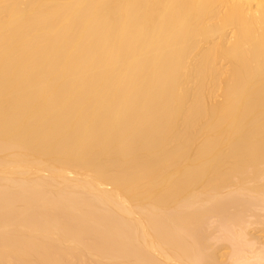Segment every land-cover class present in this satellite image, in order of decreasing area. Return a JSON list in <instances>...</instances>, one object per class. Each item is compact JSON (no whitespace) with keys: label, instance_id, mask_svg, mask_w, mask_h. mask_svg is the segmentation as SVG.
<instances>
[{"label":"bare ground","instance_id":"bare-ground-1","mask_svg":"<svg viewBox=\"0 0 264 264\" xmlns=\"http://www.w3.org/2000/svg\"><path fill=\"white\" fill-rule=\"evenodd\" d=\"M259 200L264 0H0V264L262 263Z\"/></svg>","mask_w":264,"mask_h":264},{"label":"rangeland","instance_id":"rangeland-1","mask_svg":"<svg viewBox=\"0 0 264 264\" xmlns=\"http://www.w3.org/2000/svg\"><path fill=\"white\" fill-rule=\"evenodd\" d=\"M230 193H232V192H230ZM230 193H228V194L225 195V196H227V198L224 196V197L226 198V202H227L228 200H234V199H235V203H234L233 205H235V206H234L235 208H238L240 205H238L237 203H241V202H239V201H240V198H239V197H241V201H242V203H243V201H245V197H246V196L244 195V197H243L241 194L234 193V192H233V193H234L233 195L230 194ZM229 195H230V197H229ZM234 195H235V196H234ZM240 195H241V196H240ZM224 197H223V198H224ZM248 197H249V196H248ZM248 197L246 198V201L248 200ZM249 198H251V197H249ZM227 199H228V200H227ZM243 199H244V200H243ZM254 199L256 200V198H254ZM223 200L225 201V199H223ZM251 200H253V198L250 199L249 201H251ZM255 200H254V201H255ZM246 201H245V202H246ZM249 201H248V202H249ZM222 202H223V201H222ZM228 202H229V201H228ZM248 202H247V203H248ZM260 202H261V200L257 201L258 205L261 206V208H264V206L261 205L262 203H264V201H262L261 203H260ZM231 203H232V201H231ZM231 203H229V204H231ZM242 203H241V206L243 205ZM229 204H227V205H229ZM244 204H246V203H244ZM248 204H250V202H249ZM253 204H254V203H253ZM233 205H229V206H230V209H229V207H227V208L229 209V212H231V213H230L231 215H233V213H234L233 210L236 211V209H233ZM250 205H251V204H250ZM241 206H240V207H241ZM240 207H239V210L241 209ZM245 207H248V206H247V205H246V206H243V207H242L243 210L241 209V210L244 211V212H245V210H244ZM227 208H226V209H227ZM250 208H252V207L250 206ZM230 210H231V211H230ZM247 210H248V209H247ZM247 210H246V211H247ZM253 210H254V206H253V208H252L251 210L249 209L248 211L251 212V211H253ZM257 210H258V208H257ZM257 210H256V211H257ZM254 211H255V210H254ZM225 212L227 213L228 210H227V211L225 210L224 213L220 214V215H221V218L219 217V219H224V221H225V222H223L224 224L226 223L227 219H229V218H225V216H226V215H225ZM250 212H249V214H250ZM257 212H258V213H257ZM257 212H255L256 214L253 213V214H255L256 216H257V214H259L257 217H254V218H253L254 220H258V219H255V218H259L261 214H264V209L260 210V208H259V210H258ZM242 213H243V212H242ZM245 213H246V212H245ZM245 213H244V214H245ZM227 214H229V213H227ZM234 214H235V213H234ZM247 214H248V213H247ZM249 214H248V215H249ZM220 215H218V216H220ZM231 215H228V216H226V217H229V216H231ZM253 216H254V215H253ZM261 216H262V215H261ZM243 217H245V216H243ZM249 217L252 218V216H249ZM262 217H264V216H262ZM216 218H218V217H216ZM216 218H215V217H212V218H211L212 220L210 219V221H209L210 223L208 222V223H207L208 225H207V227H206V228L209 227V229H210L211 231H209V230H208V231H209V232H212V231H213V232H212L213 234H211V235L209 234V235H208V234H207V233H209L208 231H207V232L204 231V232H206L205 234H207V235H205L204 233H203V234H204V238H205V236H206V237H207V236H210V237H208V238H209V239H208L209 242L207 241V239H205L208 243H211V244H212V243L214 242V243H215V246H217V248H218V246H219V247L223 246V247L225 248V249L222 248V247L219 248V253H220V252L223 253L224 251H227V252H228L229 249L226 248V247H228V248H231L230 251H231L232 254L230 253V256H233V257H234V255H236V254H238V253L240 254V253L243 252L242 254H240V255H242V256L239 255V257L242 258L243 255H244V253H246V255H244V257H245L244 260H246L247 257H248V259H250V257L252 258V256H254V255H253V252H254V254H255V252L257 253V251L259 250L260 247L262 248V250H264V228H262V227H264V225L259 226L260 224L257 225L258 223H257V224L254 223L255 225H253V224H252V223H253V221H252L253 219H251L250 221H252V222H250L251 225L248 226V228H249V229H248V228L246 227V223H248V221H247V222L244 221V222H245V223H243L244 228L246 229V231H248V232L250 233L249 236H252V237L256 238L254 241H257L258 244L255 243L254 241H252L253 243H255L254 245H253V243H252V244H250V243L248 244V243H247V244H244V246H242V243H241L240 241H238V240H237V237H236V236H238V237H239V236H242V234H241V235H236L235 232H236L238 229H237L236 227L233 228V226H231V223H230L229 221L227 222L228 225H227V223H226V225H227L228 228L231 226V228L234 229L233 231H234L235 234L233 233V237H236V238H233V239H234V240L236 239V242H237V241L240 242L239 244H241L242 248L244 247V250L247 251V252L244 251V250L240 247L241 250H243V251L239 252V250H236V249H235L236 245H239V244H237V243L235 242V243H236V245H235V243L233 244L234 241H232V240H233L232 238H231L232 240H230V239H228L229 237H225L226 235H227V236L229 235V236L231 237V236H232V233H230L231 231H230V230L228 231V228H227L226 225H225L224 227L227 228V229H226V228H225V229H226L231 235L228 234V233L226 234L227 231H226V232L224 231V230H225L224 227H223V226H222V227L219 226V224L222 225V224H221V221H223V220L219 221V219H216ZM231 218H232V216H231ZM246 218H247V217H245V219H246ZM215 219H216V220H215ZM249 219H250V218H249ZM259 220H262V219H259ZM207 221H208V220H207ZM211 221H212V222H211ZM217 221H219V222H217ZM250 223H248V224H250ZM205 224H206V223H205ZM248 224H247V225H248ZM202 228H203V227H202ZM203 229H204V228H203ZM203 229H202V230H203ZM232 229H231V230H232ZM236 229H237V230H236ZM206 230H207V229H206ZM222 230H223V231H222ZM224 232H225V235L223 234ZM222 234H223V235H222ZM237 234H238V231H237ZM234 235H236V236H234ZM222 237H225V238H227L228 240L225 239V238H224V239H225V240H224V239H222ZM242 237H243V238H240V237H239V240H240V239L243 240L244 238H245V239L248 238V237H246V236H242ZM246 240H247V239H246ZM211 241H212V242H211ZM230 241H231V242H230ZM244 241H245V240H244ZM249 241L251 242V240H249ZM249 241H246V242H249ZM246 242H243V243H246ZM214 243H213V244H214ZM250 245H252V246H250ZM255 245H256V246H257V245H258V246L261 245L260 247H258V250H257V251H254V249L256 250V248H257ZM239 246H240V245H239ZM239 246H237V247H239ZM254 247H255V248H254ZM220 249H221V250H220ZM237 249H238V248H237ZM235 250L238 251V253H236ZM222 251H223V252H222ZM232 251H233V252H232ZM234 251H235L236 254L234 253ZM227 252H225V254L229 255V252H228V253H227ZM261 252H262V251H261ZM258 253H259V252H258ZM255 255H256V254H255ZM258 255H259V254H257V256H258ZM260 255L264 256V254H262V253H261ZM230 256H229V257H230ZM257 256H256V257H257ZM229 257H227L226 259L229 260V259H230ZM233 257H231V261H232V263H233L234 260H235ZM237 257H238V256H237ZM254 257H255V256H254ZM256 257H255V258H256ZM259 257H260V256H259ZM232 258H233L234 260H232ZM241 258H240V259H241ZM262 258H264V257H262ZM262 258H261V259H262ZM248 259H247V261H248ZM253 259H254V258H253ZM253 259H252V260H253ZM220 260L222 261V259H220ZM224 260H225V258H224ZM237 260H239V259H237ZM244 260H243V261H244ZM250 260H251V259H250ZM254 260H256V261H254V262L252 261L253 264H255V263L257 262V260H259V259H254ZM235 261H236V260H235ZM225 262H226V261H225ZM225 262H224L223 264H228V262H227V263H225ZM239 262H242V261L240 260ZM239 262H238V263H239ZM249 262H250V261H249ZM245 263H246V262H245ZM247 263H248V262H247ZM262 263H264V261H262ZM262 263H260V260H259L258 264H262ZM229 264H230V263H229ZM242 264H243V263H242ZM249 264H250V263H249ZM256 264H257V263H256Z\"/></svg>","mask_w":264,"mask_h":264}]
</instances>
